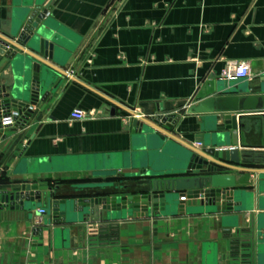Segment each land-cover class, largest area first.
Segmentation results:
<instances>
[{
  "label": "crops",
  "instance_id": "obj_1",
  "mask_svg": "<svg viewBox=\"0 0 264 264\" xmlns=\"http://www.w3.org/2000/svg\"><path fill=\"white\" fill-rule=\"evenodd\" d=\"M29 1L0 0V36L31 51L12 35L27 20ZM42 6L51 7L64 50L59 63L35 55L66 77L34 107L23 130L0 129L2 191L37 183L50 186L58 199L144 193L153 168L147 158L133 156V121L179 114L173 128L155 127L167 139L201 149L195 140L204 119L220 124L224 114L187 109L216 94L228 60L249 63L253 77L244 81L250 88L264 71V0H43ZM12 78L2 53L0 80ZM76 108L85 117H72ZM261 113L243 116L246 127L235 146L240 161L217 160L237 176L234 200L241 204L233 210L206 212L215 206H204L203 213L180 214L174 207L134 216L129 208L96 205L94 214L71 211L77 221L54 223L38 212L48 209L45 200L33 212L3 205L0 264H264ZM65 156L89 157L95 165L100 156L115 168L50 170L53 160H47ZM155 163L161 168L167 159ZM42 166L45 171H32ZM96 182L110 184L87 185ZM38 217L42 241L34 238Z\"/></svg>",
  "mask_w": 264,
  "mask_h": 264
},
{
  "label": "water",
  "instance_id": "obj_2",
  "mask_svg": "<svg viewBox=\"0 0 264 264\" xmlns=\"http://www.w3.org/2000/svg\"><path fill=\"white\" fill-rule=\"evenodd\" d=\"M42 5L43 0H35L34 5L33 0L25 3L27 20L20 31L17 28L12 33L19 43L26 45L31 51L0 36V45L6 48L5 51L0 49V54L3 53L10 60L13 77L9 83H2L0 80V129L6 127L13 132L23 130L33 116L34 107L45 101L66 77V74L35 55L40 54L59 63V54L63 49L59 31L49 18L51 7ZM257 77L259 83L252 88L249 82L244 81L245 78H221L216 82V94L187 109L189 114H224V121L220 124L210 126V118L204 119L202 131L196 135L195 140L196 143L203 144L201 149L185 147L171 138L167 139V135L158 129L162 125L173 128L181 117L179 114L161 112L151 116L149 122L141 119L133 121V156L135 159L147 158L153 168V172L147 174L153 178L145 187L144 193L58 199L54 198L48 185L24 183L10 191L0 190V207L10 205L12 208L33 212L45 200L48 209L43 215L44 219L54 223L77 221L78 217L70 216L71 211L89 210L94 214L96 205H101L103 209L129 208L134 216H149L151 210L165 211L174 207L180 214L203 213L204 206H215L207 208L206 212H216L219 206L233 210L236 205L241 204L234 200L237 176L233 172H224L217 160L239 162V150L235 146L239 144L241 131L246 127L243 116L251 111H259L264 117V71ZM237 112L239 116L236 115ZM230 144L233 147H226ZM163 156L167 159V165L161 168L158 163L154 165V161L159 162ZM243 156L246 157V154ZM107 157L109 155H106V159ZM88 158L65 156L47 161L51 163L53 160L50 170H79L102 166L115 168L108 167V163L103 164L100 156L97 157L98 165ZM43 168L45 167L32 171H45ZM109 184L96 182L87 185L96 188ZM42 234L43 227L37 225L34 229L35 240L42 241Z\"/></svg>",
  "mask_w": 264,
  "mask_h": 264
},
{
  "label": "built area",
  "instance_id": "obj_3",
  "mask_svg": "<svg viewBox=\"0 0 264 264\" xmlns=\"http://www.w3.org/2000/svg\"><path fill=\"white\" fill-rule=\"evenodd\" d=\"M253 77L251 72L250 65L247 61L239 60H228L226 65L221 73V78L227 80H233L238 78L250 79ZM86 113L81 108H76L72 112V117L74 118H83ZM13 121V120H11ZM39 213L43 214L46 212L45 208H38ZM42 219L40 217L36 220V225H41Z\"/></svg>",
  "mask_w": 264,
  "mask_h": 264
}]
</instances>
